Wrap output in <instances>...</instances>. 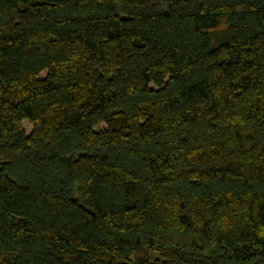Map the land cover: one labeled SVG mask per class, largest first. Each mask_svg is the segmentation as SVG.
Masks as SVG:
<instances>
[{
    "label": "trees",
    "instance_id": "16d2710c",
    "mask_svg": "<svg viewBox=\"0 0 264 264\" xmlns=\"http://www.w3.org/2000/svg\"><path fill=\"white\" fill-rule=\"evenodd\" d=\"M0 264H264V0H0Z\"/></svg>",
    "mask_w": 264,
    "mask_h": 264
},
{
    "label": "rangeland",
    "instance_id": "374dc122",
    "mask_svg": "<svg viewBox=\"0 0 264 264\" xmlns=\"http://www.w3.org/2000/svg\"><path fill=\"white\" fill-rule=\"evenodd\" d=\"M46 74V72H42L41 73V77H44ZM23 126L25 128V131L27 134H29L31 132V129H32V126L30 123H28V121H23ZM105 128V124H100L98 127H97V130H100V129H104Z\"/></svg>",
    "mask_w": 264,
    "mask_h": 264
}]
</instances>
